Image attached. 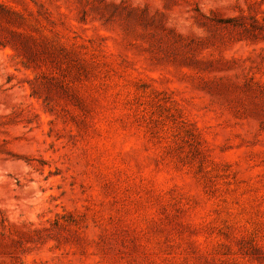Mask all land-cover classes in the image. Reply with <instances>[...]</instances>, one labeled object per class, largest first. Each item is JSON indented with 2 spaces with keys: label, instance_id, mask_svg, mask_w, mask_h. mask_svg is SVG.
Segmentation results:
<instances>
[{
  "label": "rangeland",
  "instance_id": "obj_1",
  "mask_svg": "<svg viewBox=\"0 0 264 264\" xmlns=\"http://www.w3.org/2000/svg\"><path fill=\"white\" fill-rule=\"evenodd\" d=\"M0 264H264V0H0Z\"/></svg>",
  "mask_w": 264,
  "mask_h": 264
}]
</instances>
